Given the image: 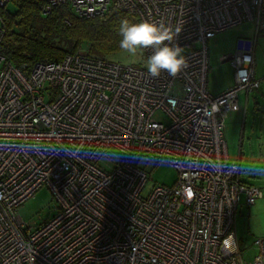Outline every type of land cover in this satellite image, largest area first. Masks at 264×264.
Returning <instances> with one entry per match:
<instances>
[{
	"label": "built area",
	"instance_id": "built-area-1",
	"mask_svg": "<svg viewBox=\"0 0 264 264\" xmlns=\"http://www.w3.org/2000/svg\"><path fill=\"white\" fill-rule=\"evenodd\" d=\"M55 7L82 19L120 10L179 28L172 43L188 66L153 78L84 51L28 69L0 53V264H264V237L245 262L236 234L240 201L264 192L240 178L223 137L239 92L259 87L255 38H238L219 58L233 83L206 89L208 39L247 20L257 32L264 0H44L38 10ZM3 23L0 12V47ZM159 162L177 177L144 193ZM42 186L58 209L35 226L19 208Z\"/></svg>",
	"mask_w": 264,
	"mask_h": 264
},
{
	"label": "rangeland",
	"instance_id": "rangeland-1",
	"mask_svg": "<svg viewBox=\"0 0 264 264\" xmlns=\"http://www.w3.org/2000/svg\"><path fill=\"white\" fill-rule=\"evenodd\" d=\"M16 2L18 3L19 0L9 2L6 5V10L11 13L15 12L17 9ZM70 12L74 15L71 9ZM254 24L252 21L247 20L242 24L218 32V34L216 33L208 39L207 64L209 65V70L207 73L206 89L209 93L213 95L218 94L222 92L224 86L232 83L233 68L230 63H219V57L232 53L238 38L253 37L255 35ZM255 38V74L256 77L262 78V84H264V29H259L256 32ZM108 58L120 64L132 65L133 67H145L147 61L146 57L144 58L142 55L136 58V63H131V58L123 51L111 54ZM260 92V89L254 91L257 95ZM242 98L243 91L238 94V106L226 114L223 137L226 142L229 159H237L238 151L240 148L242 149L239 171L240 178L249 184L255 185L264 192V152L259 153V149L255 147L250 152L247 147L249 142L246 134L249 131V122L251 119L250 110L253 97L252 94L249 95L246 106L243 104ZM154 115L160 122H168V118L161 112L159 113L157 111ZM242 132L244 133V138L240 147L239 140H241L240 135H242ZM176 174V170L169 163H157L146 175L147 181L145 183L144 193H147L155 185H171L177 177ZM57 209L58 205L52 193H50L47 187L42 186L34 192L33 197L21 205L19 214L21 216L20 218L25 222L38 226L49 219ZM237 209L236 234L239 242L238 246L242 250V258L244 261L249 262L253 259L252 256L256 254V247L252 245L254 240L259 237H264V194L250 205L245 204L242 199Z\"/></svg>",
	"mask_w": 264,
	"mask_h": 264
},
{
	"label": "trees",
	"instance_id": "trees-1",
	"mask_svg": "<svg viewBox=\"0 0 264 264\" xmlns=\"http://www.w3.org/2000/svg\"><path fill=\"white\" fill-rule=\"evenodd\" d=\"M43 2L19 0L15 12L7 11L6 6L0 10L5 30L0 53L16 66L28 69L35 62L59 61L67 53L81 51L108 58L122 51L120 22H140L136 16L114 9L83 19L65 7L51 8L43 15L38 10Z\"/></svg>",
	"mask_w": 264,
	"mask_h": 264
},
{
	"label": "clouds",
	"instance_id": "clouds-1",
	"mask_svg": "<svg viewBox=\"0 0 264 264\" xmlns=\"http://www.w3.org/2000/svg\"><path fill=\"white\" fill-rule=\"evenodd\" d=\"M179 31V28L173 31L163 23L148 20L132 23L124 19L119 25V47L128 54L131 63H136L138 56L151 49L152 53L145 64L149 75L156 78L161 72H167L175 77L188 66L183 55L184 49L179 44L172 43Z\"/></svg>",
	"mask_w": 264,
	"mask_h": 264
},
{
	"label": "crops",
	"instance_id": "crops-1",
	"mask_svg": "<svg viewBox=\"0 0 264 264\" xmlns=\"http://www.w3.org/2000/svg\"><path fill=\"white\" fill-rule=\"evenodd\" d=\"M262 23H264V17H262ZM262 25H264V24H262ZM260 29H264V26H262V28H260ZM255 36H256V30H255V35L253 36V38H255ZM247 37H251V36H247ZM255 47H256V38H255ZM254 54H255V50H254ZM219 63H220V61H219ZM223 63H225V62H222L221 64H223ZM255 67H256V64H255ZM255 77H256V74H255ZM256 78L259 79V85H258L259 87L257 90L260 89L261 92L257 95V93H254V91H256V90L250 91V92L243 91V98H242L243 101L242 102L246 106V104L248 103L249 95L252 94L253 100L251 103V110H250L251 111V119L249 122L250 123L249 131H248V134H246L248 142H249L247 147L249 148L250 152L253 151V147H255V148L259 149V153H260V152H264V147H262V146H264V136H262V135H264V84H262V78H258V77H256ZM232 83H233V80H232ZM232 83L228 84L227 86H224L223 90H225L226 87H229ZM243 135H244V133L242 132V135H240L241 140H239L240 141V147L243 143V138H244ZM241 151H242V149L240 148V150L238 151V158L236 159L239 161V166L241 164L240 163V159L242 156Z\"/></svg>",
	"mask_w": 264,
	"mask_h": 264
}]
</instances>
